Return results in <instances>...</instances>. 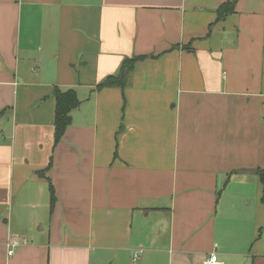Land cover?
I'll return each mask as SVG.
<instances>
[{
  "label": "crops",
  "instance_id": "1",
  "mask_svg": "<svg viewBox=\"0 0 264 264\" xmlns=\"http://www.w3.org/2000/svg\"><path fill=\"white\" fill-rule=\"evenodd\" d=\"M226 1L0 0V264H264V0Z\"/></svg>",
  "mask_w": 264,
  "mask_h": 264
},
{
  "label": "trees",
  "instance_id": "2",
  "mask_svg": "<svg viewBox=\"0 0 264 264\" xmlns=\"http://www.w3.org/2000/svg\"><path fill=\"white\" fill-rule=\"evenodd\" d=\"M237 0H228L220 5L217 9V18L216 20H224L229 14L233 13L235 8V3ZM138 59H127L125 60L119 72L116 75H110L106 77L98 87L104 86H119L123 88L126 85L127 77L130 73L131 66ZM55 98V108H54V117H53V138L54 143H57L63 136L65 129L70 124V112L79 105V100L73 89L60 90L55 87L53 92ZM259 176L261 184L263 187L262 200L264 202V170L259 171ZM53 193L51 199V206L53 205Z\"/></svg>",
  "mask_w": 264,
  "mask_h": 264
},
{
  "label": "built area",
  "instance_id": "3",
  "mask_svg": "<svg viewBox=\"0 0 264 264\" xmlns=\"http://www.w3.org/2000/svg\"><path fill=\"white\" fill-rule=\"evenodd\" d=\"M12 252V250H9L8 254H12ZM137 258L138 254H135L133 261H135ZM202 264H222V262L217 259V254L215 252H211L205 258H203Z\"/></svg>",
  "mask_w": 264,
  "mask_h": 264
}]
</instances>
